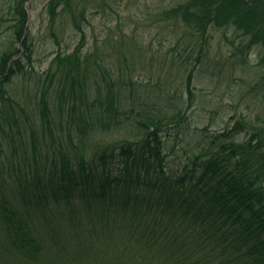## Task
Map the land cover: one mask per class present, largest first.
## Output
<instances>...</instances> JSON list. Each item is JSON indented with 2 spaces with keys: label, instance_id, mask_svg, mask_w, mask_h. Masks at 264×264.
<instances>
[{
  "label": "trees",
  "instance_id": "1",
  "mask_svg": "<svg viewBox=\"0 0 264 264\" xmlns=\"http://www.w3.org/2000/svg\"><path fill=\"white\" fill-rule=\"evenodd\" d=\"M71 3L50 0L51 20ZM17 11L14 37L22 41L28 13L24 7ZM166 16L185 26L195 39L191 50L199 49L197 58L184 62L189 66L187 101L185 94L172 99L168 87L158 85L147 101L138 99L142 115L132 107L133 91H124L125 80L116 76L114 66L90 64L89 54L84 60L74 57L83 42L71 55L59 51L58 73L51 74V82L53 76L62 82L54 101L59 117L67 111V120L73 121L67 126L81 147L74 146V130L66 135L72 152L64 146L65 135L54 133L57 120L47 101L52 87L42 95L44 147L30 121L16 117L12 123L0 109V133L10 148L0 154V264H264V127L242 117L211 135L209 147L182 164L168 142L171 131L180 134L182 108L193 98L195 72L204 62L211 27H233L250 38L238 49L244 56L253 47L264 52V0H188ZM31 43L28 33L22 43L27 50L14 60L8 76L2 64L0 105L9 101L3 99L8 78L16 69L25 72L23 60L29 64L32 59ZM19 53L17 48L15 55ZM126 83L134 86L131 80ZM127 107L137 109L139 137L119 143L102 138L99 126ZM245 132L251 136L238 142ZM230 186L237 193L228 191ZM87 247L90 257L84 253Z\"/></svg>",
  "mask_w": 264,
  "mask_h": 264
},
{
  "label": "rangeland",
  "instance_id": "2",
  "mask_svg": "<svg viewBox=\"0 0 264 264\" xmlns=\"http://www.w3.org/2000/svg\"><path fill=\"white\" fill-rule=\"evenodd\" d=\"M21 1L0 0V71L6 58L19 59L20 53L15 55L17 48L21 50L20 58L27 50L22 44L25 37L22 41L14 37L18 7H24L28 13L32 59L29 64L23 60L25 74L16 69V74L11 75V83L4 85L8 96L3 99L9 101L0 105V109L3 118L9 115V118L21 117L27 123L30 121L28 124L40 134L42 147L40 112L45 97L42 95L54 85L52 90L58 89V77L53 76L51 82V74L59 70L55 62L57 54L59 51L65 55L76 53L83 42V48L74 57L84 60L89 54L90 64L97 62L106 68L114 66L116 76L122 75L125 80L124 91L127 94L133 91L132 107L136 105L142 115L143 107L138 99L142 96L143 101H147L146 95L157 91L158 85L168 87L166 95L172 99L185 94L184 99L188 100L184 76L189 66L184 67V62L197 58L199 49L192 51L191 43L195 39L190 31L166 16L170 8L188 0H72L71 6L60 7V16L55 21L48 13L50 0ZM240 34L233 27L210 29L204 62L195 72L191 105L189 102L184 104L180 134L177 135V129H174L168 141L171 149L175 147L173 157L181 164L209 147L211 135L231 128L242 117L257 128L264 127V65L260 61L263 50L253 47L246 56L241 54L239 47L248 45L250 38ZM9 54L11 56L7 57ZM93 67L99 77V69ZM130 80L134 86L126 83ZM54 91L53 96L47 97L53 118L57 120L54 133L57 137L65 135L64 146L72 152L66 135L74 130L67 126L73 121L59 117ZM160 107L161 102L156 105V108ZM121 110L124 109H119L118 114ZM124 111L126 114L113 115L99 126L102 138L119 143L139 137L137 109L135 112L134 108L127 107ZM158 113L155 110V114ZM99 118L101 121L102 115ZM73 134L74 146L78 147L75 130ZM250 136V132L242 133L237 137L238 142H244ZM45 141L51 149L50 138ZM15 142L20 148V140ZM85 148L89 147L86 145ZM3 150L9 153L10 148L8 137L0 133V154ZM84 253L90 257L88 247Z\"/></svg>",
  "mask_w": 264,
  "mask_h": 264
},
{
  "label": "bare ground",
  "instance_id": "3",
  "mask_svg": "<svg viewBox=\"0 0 264 264\" xmlns=\"http://www.w3.org/2000/svg\"><path fill=\"white\" fill-rule=\"evenodd\" d=\"M28 25H29V23L26 25V28H24V31H23V33H24V37H27V34L30 33V32H29L30 30L28 29ZM13 62H14L13 59H8L7 61L2 62V64H3V65H6L7 67H11L12 64H13ZM10 70H11V69L8 68V70H7V72H6V76L9 75ZM25 73H26V72H23L22 74H25ZM1 78H2V75H0V80H1ZM53 81H54V80H53ZM7 82H8V84L11 83V77L8 78ZM53 85H54V84H53ZM56 85H58V87H57L58 89H57L56 91L52 90V94H53V91H54L55 95L58 94L59 92H61V90L63 91V89H62V82H61V81H58V80H57ZM54 87H55V85L52 86V89H53ZM58 95H61V93H59ZM42 101H43V99H42ZM159 104H160V103H159ZM159 104H158V105H159ZM158 105H157V106H158ZM63 113H64V116L67 117V115H68L67 111H64ZM40 114H41V112H40ZM74 116L77 117V118H83V116L80 115V114H78V113L74 114ZM15 118H16V117H10V118H8V121H10V122L13 123ZM110 142H112V141H110ZM233 188H234L233 186H230V188H229L228 191H230V192H232V193L236 192L235 189L233 190ZM246 190H251V189H250V188H246ZM233 191H234V192H233ZM236 193H237V192H236ZM94 217L97 218V219L100 218V217H98L97 215H95ZM85 263H87V262H85Z\"/></svg>",
  "mask_w": 264,
  "mask_h": 264
}]
</instances>
